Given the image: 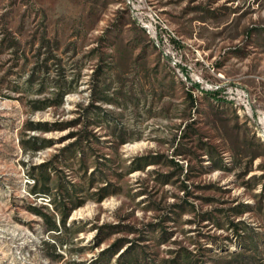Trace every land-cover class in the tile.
Segmentation results:
<instances>
[{"label":"rangeland","instance_id":"obj_1","mask_svg":"<svg viewBox=\"0 0 264 264\" xmlns=\"http://www.w3.org/2000/svg\"><path fill=\"white\" fill-rule=\"evenodd\" d=\"M0 264H264V0H0Z\"/></svg>","mask_w":264,"mask_h":264},{"label":"trees","instance_id":"obj_2","mask_svg":"<svg viewBox=\"0 0 264 264\" xmlns=\"http://www.w3.org/2000/svg\"><path fill=\"white\" fill-rule=\"evenodd\" d=\"M41 216V215H40ZM64 217L65 215H62L61 216V219H60V224L63 226V222H64ZM56 226L54 225V223H49L47 225V231H51V232H56ZM54 238V237H53ZM118 248H120V244H115L114 246H112V249L110 251V254L111 255H114L116 254V252L118 251ZM124 255L123 256H118L117 257V262H119L121 259H123ZM125 263H127V261H125Z\"/></svg>","mask_w":264,"mask_h":264},{"label":"built area","instance_id":"obj_3","mask_svg":"<svg viewBox=\"0 0 264 264\" xmlns=\"http://www.w3.org/2000/svg\"><path fill=\"white\" fill-rule=\"evenodd\" d=\"M143 29H147L145 26H142Z\"/></svg>","mask_w":264,"mask_h":264}]
</instances>
